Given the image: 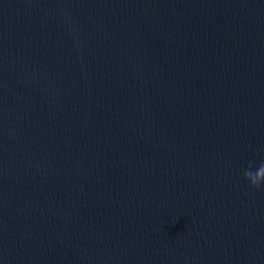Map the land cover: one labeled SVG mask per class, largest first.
I'll return each instance as SVG.
<instances>
[{"label":"water","instance_id":"obj_1","mask_svg":"<svg viewBox=\"0 0 264 264\" xmlns=\"http://www.w3.org/2000/svg\"><path fill=\"white\" fill-rule=\"evenodd\" d=\"M264 0H0V264H264Z\"/></svg>","mask_w":264,"mask_h":264},{"label":"clouds","instance_id":"obj_2","mask_svg":"<svg viewBox=\"0 0 264 264\" xmlns=\"http://www.w3.org/2000/svg\"><path fill=\"white\" fill-rule=\"evenodd\" d=\"M243 175L252 188L264 189V161H261L259 165H256L254 161H250Z\"/></svg>","mask_w":264,"mask_h":264}]
</instances>
